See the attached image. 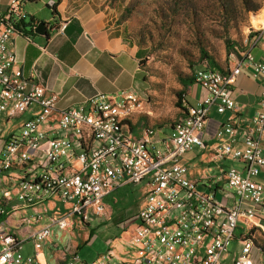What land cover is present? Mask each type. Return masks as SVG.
I'll list each match as a JSON object with an SVG mask.
<instances>
[{
    "label": "built area",
    "instance_id": "2783aa9c",
    "mask_svg": "<svg viewBox=\"0 0 264 264\" xmlns=\"http://www.w3.org/2000/svg\"><path fill=\"white\" fill-rule=\"evenodd\" d=\"M28 1L11 0L0 13V120L10 123L31 115L18 130L6 135L0 131V176L6 177L0 178V215L7 216L0 224V264H37L55 227L73 230L102 215L105 198L128 184L147 188L130 241L133 256L116 258L108 251L86 262L73 253L64 264H222L234 241L240 252L233 264H254L252 232L264 229L259 218L264 208V91L243 129L235 117L234 85L245 71L264 81V62L237 48L227 71L197 69L193 79L205 91L204 98L195 107L187 105L168 134L155 142V126L135 131L134 120L143 108L135 90L114 96L97 93L60 109L58 95L47 94L41 83L24 76L9 45L27 18ZM52 30L63 33L65 25ZM212 107L219 114H233L216 133L212 158L231 159L242 169H222L208 183H200L188 177L182 158L206 148L203 133ZM238 137L243 148H235ZM218 190H226L230 205L216 198ZM54 200L70 204V209L29 236L35 254L26 258V241L8 226L9 218L21 209L14 202L34 211L19 220L21 227H31L44 215L36 209L44 207L46 214L45 205ZM240 226L246 232L237 238Z\"/></svg>",
    "mask_w": 264,
    "mask_h": 264
},
{
    "label": "crops",
    "instance_id": "0c3cea01",
    "mask_svg": "<svg viewBox=\"0 0 264 264\" xmlns=\"http://www.w3.org/2000/svg\"><path fill=\"white\" fill-rule=\"evenodd\" d=\"M10 1L0 0V13L8 8ZM25 10L27 18L9 47L16 54V65L26 78L41 83L47 89V94L58 95L60 109L79 105L97 93L114 96L121 91L138 92L139 77L142 72L141 62L145 60L143 49L127 41L118 14L107 4V0H30L26 3ZM40 22L49 24L47 36L35 32ZM61 25H65L63 33L52 30ZM260 37L258 41L250 39L245 47L240 49L250 51L256 60L264 62V31L260 33ZM233 65L234 62L230 68ZM263 91L264 81L252 78L251 71H245L237 78L234 98L238 111L235 117L240 128H247L250 118L257 112ZM204 96L205 91L193 84L188 87L186 102L189 106L195 107ZM26 115L27 119L31 117L30 114ZM232 116L231 112L219 114L215 107L209 110L203 133L206 148H196L192 151L194 153L192 156L186 157V153L182 158L183 164L188 169L189 178L200 183H208L219 175L222 169H228L238 163L231 159L214 161L212 158V150L217 142L216 133ZM137 120L136 117L134 124L135 131L139 134L143 125L139 126ZM156 129L159 131L154 138L155 142L164 138L169 132V129L165 128ZM239 139L241 138L238 137L235 148H243ZM261 178L264 179V169ZM129 185L131 184L121 188ZM144 188V193L138 198L139 208L134 217L117 221L115 214L111 220L105 219L102 222L97 220V224H92L95 222V218H92L85 228L80 227L82 231L80 235H77L74 229L73 232L59 229L66 232L64 233L66 236L58 242L52 241L51 237L38 253L37 264H64L65 259L73 253H77L86 262H93L108 251H111L116 258H131L135 249L130 241L137 224L136 216L147 190L145 186ZM200 188L206 190L202 185ZM225 191L218 190L216 198L220 194L222 201H219L230 205L232 200L224 195ZM105 199L117 202L113 192ZM105 207V212H112L110 205L105 203ZM8 222H11L10 218ZM12 226L19 238L26 241L24 248L33 245L29 236L40 228L21 227L19 222ZM60 243L65 249L53 248L54 244ZM238 246L229 251V254L223 258L222 264H233L240 252ZM254 248L257 249V252L252 250L251 253L254 264H264V256L260 249ZM24 255L26 258L33 256L30 253Z\"/></svg>",
    "mask_w": 264,
    "mask_h": 264
},
{
    "label": "rangeland",
    "instance_id": "374dc122",
    "mask_svg": "<svg viewBox=\"0 0 264 264\" xmlns=\"http://www.w3.org/2000/svg\"><path fill=\"white\" fill-rule=\"evenodd\" d=\"M107 4L118 14L127 41L143 49L145 56L137 90L143 100L142 114L137 117L139 126L165 129L173 126L188 105L186 96L185 100L180 98V94L186 90L187 95L188 90L181 81L192 78L197 69L209 66L202 60V51L215 59L223 70H228L233 62L232 55H238L237 48L245 47L250 39L258 38L264 31V24L254 25L255 21H264V0H107ZM227 46L233 49L228 52ZM27 117L11 119L10 123L5 118L1 119L0 131L6 135L9 131L18 130ZM193 154L187 153L186 157ZM233 167L241 169L242 164L235 163ZM144 191V184H131L114 191L116 203L111 199L104 200L112 212L94 215L89 221L95 218L92 224H97V220H111L115 214L117 221L134 217L139 208L138 198ZM206 191L212 193L211 190ZM220 198L219 194L217 199ZM14 204L21 209L10 217L8 226L11 228L21 218L31 217L34 213L31 209L22 208L18 201ZM45 207L46 214L44 207L37 208V212L44 215L33 226L42 228L51 219L62 217L70 209V204L54 200ZM259 218L264 221V208ZM89 221L73 227L77 235L82 233L80 227L85 228ZM67 230L73 232L72 229ZM245 232L240 226L236 237L240 238ZM64 233L55 227L51 240L58 242L66 236ZM252 238L257 244H264V229L254 231ZM59 245L54 244L53 248L65 249L61 243ZM236 246L238 244L234 241L230 251ZM23 252L33 255V245H27ZM253 252L257 249L254 248Z\"/></svg>",
    "mask_w": 264,
    "mask_h": 264
},
{
    "label": "trees",
    "instance_id": "16d2710c",
    "mask_svg": "<svg viewBox=\"0 0 264 264\" xmlns=\"http://www.w3.org/2000/svg\"><path fill=\"white\" fill-rule=\"evenodd\" d=\"M30 1V0H29ZM233 49L232 46H227V51H231ZM202 60L204 61H207L208 64H209V68L211 69H216V70H219V71H222V72H225L227 70H223L218 64L217 62L215 61V59H213L211 56H209V54L205 51H202ZM145 61V60H144ZM144 61L141 62V65L143 66V63ZM183 83V85L186 87V89H188L189 86H192L194 83V79L193 77L186 80V81H181ZM185 96H186V90L183 91L181 94H180V98L185 100ZM186 101V100H185ZM185 110V109H184ZM183 116V113L181 114L180 117ZM179 117V118H180ZM178 118V119H179ZM7 220V216L6 215H0V224L5 222ZM254 231L252 232V235H253ZM254 243H255V246L260 249L261 253L263 254L264 256V244H257L254 240Z\"/></svg>",
    "mask_w": 264,
    "mask_h": 264
},
{
    "label": "water",
    "instance_id": "95a60500",
    "mask_svg": "<svg viewBox=\"0 0 264 264\" xmlns=\"http://www.w3.org/2000/svg\"><path fill=\"white\" fill-rule=\"evenodd\" d=\"M50 26L46 22H40L36 28L35 32L39 35L47 36L49 32Z\"/></svg>",
    "mask_w": 264,
    "mask_h": 264
},
{
    "label": "bare ground",
    "instance_id": "6f19581e",
    "mask_svg": "<svg viewBox=\"0 0 264 264\" xmlns=\"http://www.w3.org/2000/svg\"><path fill=\"white\" fill-rule=\"evenodd\" d=\"M264 24V21H255L254 22V25H256V26H261V25H263Z\"/></svg>",
    "mask_w": 264,
    "mask_h": 264
}]
</instances>
